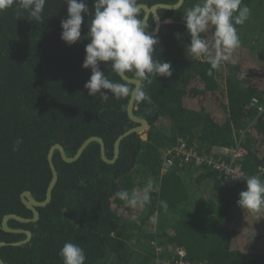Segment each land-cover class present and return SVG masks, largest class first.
Segmentation results:
<instances>
[{
	"label": "trees",
	"instance_id": "16d2710c",
	"mask_svg": "<svg viewBox=\"0 0 264 264\" xmlns=\"http://www.w3.org/2000/svg\"><path fill=\"white\" fill-rule=\"evenodd\" d=\"M85 2L94 11L93 0ZM177 2L137 0L149 6ZM198 2L185 0L178 10L158 11L162 26L153 58L171 63L173 76H153L142 84L150 99L136 100L135 115L148 121V130L124 138L114 163L103 160L98 142L74 163L55 151L59 178L52 200L39 208L37 222H8L12 229L31 231L32 238L2 247L5 264H63L59 252L67 242L84 250L85 264H157L153 242L164 248L165 260L171 259L170 247H179L192 263L264 264V213L237 204L250 176L264 180V111L259 110L264 109V0H242L250 15L236 25L241 43L234 62L222 63L211 76L210 65L187 51L191 38L183 15ZM17 11L13 6L0 12V242L7 243L27 238L2 229L8 214L33 217L21 194L31 191L37 201L46 199L53 145L61 144L73 157L85 140L98 136L112 160L117 139L138 126L128 116L131 96L105 102L88 95L84 85L91 70L82 64L89 41L68 46L61 40L65 0H47L42 23L27 12L17 18ZM139 14L143 19L144 11ZM90 20L84 16L82 37ZM147 27L155 29L152 17ZM213 31L202 38L211 40ZM101 70L123 82L110 66L101 64ZM18 138L22 143L15 146ZM181 142L225 161L230 158L216 149L241 145L247 155L237 163L246 177L225 181L219 172L180 159L164 170L165 151ZM149 178L156 190L143 209L115 197L122 189H142Z\"/></svg>",
	"mask_w": 264,
	"mask_h": 264
},
{
	"label": "clouds",
	"instance_id": "9594fccd",
	"mask_svg": "<svg viewBox=\"0 0 264 264\" xmlns=\"http://www.w3.org/2000/svg\"><path fill=\"white\" fill-rule=\"evenodd\" d=\"M47 0H0V12L15 6L17 18L27 12L29 18L37 23L43 22ZM67 17L61 19V40L68 46L88 40L85 46L83 69H90L91 76L84 88L88 95H99L107 102L110 96L116 100L135 96L140 101L149 100L142 87H133L129 79L137 83L151 78L173 76L171 63L154 60V49L159 39L147 31L146 22L140 18L137 0H93V9L85 0H65ZM91 15L88 33L81 36L84 16ZM250 9L242 6V0H201L183 15L186 32L190 36L188 53L197 60L210 65L208 75L219 69L222 63L234 62V53L240 47V38L236 25H242L248 19ZM209 28L214 31L212 39L202 38ZM181 39L180 33L175 34ZM101 64L110 66L123 82L109 79L101 70ZM21 139L14 142L15 146ZM151 178L142 189L119 190L115 197L132 209H143L151 202L155 191ZM167 210L166 201H160ZM241 209L253 214L264 213V180L250 176L245 190L239 193L237 201ZM63 264H85L84 250L76 243L67 242L59 252Z\"/></svg>",
	"mask_w": 264,
	"mask_h": 264
},
{
	"label": "water",
	"instance_id": "95a60500",
	"mask_svg": "<svg viewBox=\"0 0 264 264\" xmlns=\"http://www.w3.org/2000/svg\"><path fill=\"white\" fill-rule=\"evenodd\" d=\"M185 3V0H179L176 4L174 5H168V4H155L152 6H149L147 4H138V9L139 11H144V17L143 20L146 22V25H148V21L150 19V17L153 15L154 17V21H155V29L153 31H150L149 29H147L148 32H150L152 35H157L160 31V28L162 26V20L161 17L159 16V10L160 9H166V10H178L180 9L183 4ZM148 28V27H147ZM129 79L131 80L132 84L135 87H142L143 82L137 83L136 81L132 80V78L129 77ZM136 98L135 96H131L129 104H128V116L130 117L131 120H133L135 123L138 124L137 127H134L130 130H128L127 132H125L123 135H121L116 143H115V147H114V159L110 160L107 157L106 154V144L103 138L98 137V136H93L88 138L87 140L84 141V143L80 146V148L78 149L77 153L75 156L73 157H68L66 154V150L64 148V146H62L61 144H55L51 147L49 154H48V161L50 164V168L52 170V180L49 184V187L47 189V193H46V199L44 201H37L31 191H25L22 193L21 195V199L22 202L25 204V206L27 208H29L30 210L33 211L34 216L32 218H25L22 217L20 215L17 214H8L3 218L2 221V229L5 232L8 233H17V234H26L27 238L24 241L21 242H15V243H7V242H0V249L2 247L8 246V245H13V246H19V245H23L26 244L27 242H29L32 238V232L27 230V229H12L10 228V226L8 225V222L11 219H14L16 221H19L21 223H32V222H37L40 219V211L39 208L41 207H45L47 206L51 200H52V193L53 190L58 182V171L57 168L54 164V154L55 151H58L62 157V159L67 162V163H74L76 161H78L80 159V157L82 156V154L84 153L85 149L93 142H98L100 147H101V153H102V158L104 161L108 162V163H114L120 156V145H121V141L128 137L129 135H131L132 133H145L148 128H149V124L148 121L144 118H140L138 116L135 115V105H136ZM0 264H5V262L3 261V259L0 256Z\"/></svg>",
	"mask_w": 264,
	"mask_h": 264
},
{
	"label": "built area",
	"instance_id": "2783aa9c",
	"mask_svg": "<svg viewBox=\"0 0 264 264\" xmlns=\"http://www.w3.org/2000/svg\"><path fill=\"white\" fill-rule=\"evenodd\" d=\"M254 104H258V100H253ZM261 112L264 109H259ZM217 153L222 157H229L230 161H225L216 158L215 156H207L198 152V150L186 142H181L177 146L169 148L164 153V170H168L175 166L176 160L180 159L187 165H192L198 169L210 168L219 172L225 181L239 180L245 178L237 160L247 155V151L241 145L234 148L220 147L216 149ZM152 246L155 248V255L157 257V264H197L192 263L188 257L187 252L183 248L170 247L171 259L165 260L162 258L165 250L158 243L153 242ZM203 264V263H201Z\"/></svg>",
	"mask_w": 264,
	"mask_h": 264
},
{
	"label": "flooded vegetation",
	"instance_id": "af4514ba",
	"mask_svg": "<svg viewBox=\"0 0 264 264\" xmlns=\"http://www.w3.org/2000/svg\"><path fill=\"white\" fill-rule=\"evenodd\" d=\"M179 1V0H178ZM160 16V15H159ZM152 17V19H153V22H154V24H155V21H154V17H153V15L151 16ZM150 17V18H151ZM116 143V142H115ZM114 147H115V144H114ZM113 159H114V157H113ZM22 195V194H21ZM21 201H22V199H21ZM23 203V202H22ZM24 204V203H23ZM24 206H25V204H24ZM26 207V206H25ZM27 208V207H26ZM29 211H31L32 212V214H33V216H34V213H33V211L32 210H30L29 208H27ZM3 221V220H2Z\"/></svg>",
	"mask_w": 264,
	"mask_h": 264
},
{
	"label": "rangeland",
	"instance_id": "374dc122",
	"mask_svg": "<svg viewBox=\"0 0 264 264\" xmlns=\"http://www.w3.org/2000/svg\"><path fill=\"white\" fill-rule=\"evenodd\" d=\"M199 2H201V0H199ZM144 137H146V136L144 135Z\"/></svg>",
	"mask_w": 264,
	"mask_h": 264
}]
</instances>
